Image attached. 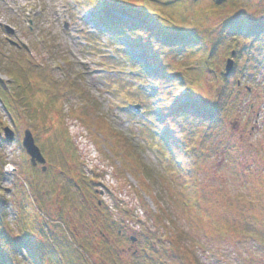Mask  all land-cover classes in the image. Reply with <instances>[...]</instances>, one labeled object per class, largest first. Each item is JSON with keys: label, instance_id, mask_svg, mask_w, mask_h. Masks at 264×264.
<instances>
[{"label": "rangeland", "instance_id": "1", "mask_svg": "<svg viewBox=\"0 0 264 264\" xmlns=\"http://www.w3.org/2000/svg\"><path fill=\"white\" fill-rule=\"evenodd\" d=\"M83 1L0 0V44L5 45L4 51L9 52L11 41L20 43L28 56L43 65L45 70L58 66L62 61L70 62L72 66L67 75L81 78L88 97L72 89L71 94L69 89L63 90L59 85L62 108L51 104L47 113L44 109L38 112L39 108L33 105L42 89L35 85V98L29 101L32 105L25 110L29 109L31 115L26 114L20 122H14V114L11 110L7 112L0 101V184L3 187L0 188L9 199V221L16 224L15 210L21 208L16 182L23 171L27 172L23 168L30 165L21 144L25 130L29 129L46 157L48 169L52 168L49 177L44 175L47 170L42 172L40 166L35 170L38 185L45 192L42 202L50 208L52 215L62 206L63 216L71 228L77 229L80 243L95 247L90 252L94 264H113L117 252L122 264H146L144 251L149 250L147 239H153L151 249L157 250V259L164 264H186L168 235L178 237L181 244L196 255L200 264H264V63L261 65L264 62V41L249 44L251 51L238 55L237 63L235 59L237 67L228 78L232 81L228 85L229 90L221 93L216 81L218 75L226 73V61L231 57L228 50L234 48L237 54L245 40L239 39L237 45L227 40L220 41L222 37L216 24L221 13L210 15L214 0H183L186 5L184 11L176 6L168 8L172 16L182 15L180 19L174 18L184 23L193 16L194 10L207 13L196 22L205 27V34L209 29L215 30V36L218 34L207 43L209 51L216 44L215 54L210 55L209 52L204 57V63L198 67L200 70L195 71L192 67L191 74L197 80L189 85L190 92L184 91L187 95L181 101L197 102L206 107L219 103L222 108L210 118L200 111L203 115L198 113L195 116L191 112L192 118L190 116L188 122L179 119L176 134L180 132V135L175 134L173 142L182 145L183 159H186L188 168L185 172V164V170L172 166L177 153L164 152L162 128L169 123L157 121L154 114L155 107L170 106L172 99L179 94L174 92L172 96L169 93L173 90L172 84L165 82L163 87L156 80L158 78L153 77L154 73L149 74L153 75L151 77H144L140 67L131 63L124 54L112 57V50L119 49L106 35H89L91 25L87 24L82 10L83 6L93 9V3L87 1L82 5ZM149 1L158 5V2L175 0ZM246 2L250 6L249 13H255L259 0ZM29 9L31 16L28 17L25 12ZM6 26L14 33L9 34ZM49 41L56 45L55 57L53 50L47 49ZM129 45L133 49L131 43ZM184 60L187 58L182 52L176 57H163V62L170 65ZM1 62L0 83L4 80L1 85L11 89L13 77L9 68L13 64L7 58ZM185 64L182 67L186 70L180 69L179 64V69L177 66L168 67L171 82H175V77L183 78V73L189 70ZM59 69L54 72L58 81L66 78ZM64 69L67 70L68 66ZM157 87H160L159 91H156ZM153 90L159 94H152ZM85 101L97 102L95 117L91 116L96 120L99 117L101 125L106 122L110 125V130L104 131L108 138L106 144L102 134L91 125L88 127L79 117L82 105L88 104ZM25 111H20L21 115ZM43 113L46 120H38L37 127H31L29 118L34 120L36 115ZM5 127L15 131L13 141L5 140L2 133ZM180 138L187 146L178 143ZM64 142L71 150L77 149V158L71 159V164L83 172L74 174L81 181L83 177L87 181L93 180L95 185L91 189L86 187L87 203L91 208L96 203L103 205L102 209L117 222L116 228L124 233L121 238H114L112 249L106 248L102 242L105 235H99L101 229L92 221V210L81 209L85 208L79 201L82 195L75 187L66 196L53 192L51 184L62 189L75 179L61 167L57 147ZM114 142L123 150L133 151L134 156L148 168L152 179L144 178V182L149 183L150 193L141 186L143 177L138 172L136 177L125 165V155L115 157L112 154L118 152ZM191 151L194 155L188 163V152ZM91 177H96L95 181ZM161 210L167 214L163 221H158L156 216Z\"/></svg>", "mask_w": 264, "mask_h": 264}, {"label": "trees", "instance_id": "2", "mask_svg": "<svg viewBox=\"0 0 264 264\" xmlns=\"http://www.w3.org/2000/svg\"><path fill=\"white\" fill-rule=\"evenodd\" d=\"M182 1L183 0H175L174 2L162 1L158 2V5H155L149 0H106L109 4L106 9L103 10L102 8L100 12L103 24L108 31L111 32L115 29L118 33V37H112L113 42L116 44V48L119 47H117V43L119 41L129 36L133 39V43L131 44L133 47L143 49V51L141 50V62H134L133 59H131L122 49V51H116L117 56L120 57L125 52V56H127L135 64H155L159 68V70L156 71V74L158 72L156 76L163 78L167 83H173V90H169V93L172 94L175 92L179 95L177 94L178 96H176V99H172V103L167 111H169L171 120L174 122V126L177 129H179V119L182 118V121L188 122L190 120L191 112L196 116L198 113L202 114L200 112L202 111L205 116L210 118L212 114H215L222 108L219 103L214 104L212 107H206L205 105L198 104L197 102L177 103V99L181 101V98L187 95H184V91L186 93L188 91L190 92L191 87L189 85L194 84L197 80L191 74L192 67L195 71L200 70L198 67L204 63V57L207 56L209 52L210 55L215 54V51L217 50L216 44L209 51L207 43L210 38L212 39L218 36V34L215 36L214 29L212 31L209 29L207 34H205V31L203 30L205 27L201 25L199 26L196 22L199 21L204 14L207 16V13H203V11L197 12L194 10L193 16L188 18L187 23L179 22L175 19H180L182 15H178L177 17L172 16V14L167 11L171 6L180 7L184 11L186 5ZM246 1L247 0H214L212 9H210L212 10L210 15L221 13V16L216 24V26L220 29V37H222L220 38V41L227 40L229 42H234V44L237 45L239 39L245 40V45L239 49L234 58L236 59V63L238 62V55L241 56L242 53L247 54L251 51L249 44L251 46L254 42L264 41V0H259L258 8L253 14L249 13L251 10H249L250 6H248V2ZM126 8H128V10L134 9L135 11H128ZM210 10L208 8L206 11ZM127 14H130L132 20L123 16ZM209 33L211 36H209ZM161 36H164V38ZM212 41H214V39ZM215 41L217 42V40ZM49 42L50 46L46 44L47 49L53 50V57H55L57 55L54 53L56 45L53 41ZM4 47L5 45L0 44V54L4 56L0 55V58H7V60L9 59V61L13 64V66H11L12 68H9V71L11 72L10 76L13 77L12 86L14 88L5 89L1 85L3 84V80L2 83H0V101L7 112L10 113V110L12 111L14 117L16 118L14 122H20L22 118H26V114L31 115L28 112L29 109L27 111L25 110L27 107L32 105V102L29 101L35 98L34 93L37 85H39V88L42 89V91L37 93L35 98L36 100L33 105L34 107L39 108L38 112L41 109L46 111L47 107L51 104L56 106L58 109L62 108V105L59 103L60 92H58L59 88L57 87L59 85H62L63 90L69 89L71 94L72 89L80 93L83 97L88 98L86 96L87 92L84 90L85 86L81 83L82 80L80 77L76 78L74 76L66 75L65 79L61 78L60 81H58L59 79L57 80V77L50 72L52 71L50 68L45 70L43 65L38 64L34 61V59L29 58L23 48L12 47L9 52L6 53L3 49ZM230 47L231 45L229 48ZM234 51V48H230L228 50L229 55L231 56ZM181 52L187 60L177 64L180 65V69L186 70L182 67V65L189 62L188 60L191 59L188 64H185L189 67V70H187V72L182 70L185 72H182L184 75L183 78L175 77L173 79L175 82H171L170 78H168V67L177 66L179 69V66L177 64L174 65V62L172 65L165 64V61L163 62V57H165V55H172L176 57ZM1 60L0 67L3 65ZM263 63L264 62H262L261 65ZM66 66H68V69L65 70V67H63L62 70L69 74V70L72 65H70V62H66ZM203 67L204 66L202 65L201 69H203ZM217 78L218 80L216 82L220 92L222 93L223 91H226V89L229 90L228 85L232 81H230V79L228 80L227 77L221 74L218 75ZM159 80L162 81L161 79ZM184 83H186L185 86ZM9 87L11 86H8V88ZM177 89L180 90L176 91ZM85 103L88 102L85 101ZM222 103L224 106L225 101L223 100ZM97 106V102L94 101L92 103L83 104V107L80 108L82 110H80L79 117L85 120L88 127L91 125V128L100 132L103 136L104 143L106 144L108 138L106 137L104 131L106 129L110 130V125L107 122L102 123L101 125L99 117L98 120H96L91 116L93 114L95 117L94 108L97 109ZM20 111H25V113L21 115ZM34 118V120H32L31 117L29 118L31 121V127H37L36 122L38 120L39 122L40 120L42 122L46 120L44 113L40 116L36 115ZM176 135H180V132H177ZM173 138L175 139V136H173ZM179 142L184 143V146H187L186 142L181 138L178 143ZM68 144L71 146L69 141ZM179 145L182 147L181 144ZM69 146L64 142L57 148L61 156L60 161L61 167L63 168L62 170L68 175H73L75 179H73V181L71 180L68 185L62 189L58 188L57 185L54 186L51 184L53 192L58 193V195L66 196L68 193H71V188L75 187L77 193L79 192L80 195H82L79 197V201H82L80 203L82 204V207L85 208L81 209L92 210V221L98 226V228L101 229L99 235H101V237L105 235L102 242L105 244L106 248L109 247V249H112L111 247L115 244L114 238H121L124 233L120 229L116 228L117 222L113 220L110 213H107L102 209L103 205L96 203L95 207L91 208V206L87 203V196L85 192L87 188L91 189L94 183L92 182L93 180L87 181L84 177L82 178V182L79 180V177L75 175L76 173L78 174L83 171L80 170L79 167H74V165L71 164V159L75 160L77 158L75 154L77 149L71 150ZM116 146L117 144L114 142V147L116 148ZM121 148V146H117V150L114 149L115 151H118L117 154L112 151L110 146V150L113 152L112 154H114L115 157L119 154L125 155L127 163L124 164L127 165L129 171L134 175L138 172L137 174L143 177V180H140L143 182V185L141 186L146 189L147 193H150V189L147 187V184L149 183L147 181L144 182V178L147 179V177H149L150 180L152 179V176L149 175L148 168L140 162V158L134 156L133 151L123 150ZM178 152L179 154L181 153V156H185L182 152V148H178ZM192 155H194V151L188 153V163L191 161L190 159ZM184 163L186 169L188 170L186 159H184ZM130 164H132V166H130ZM172 165H174V162H172ZM25 169H27V172L23 171L22 176H19V180L16 182V188H18L17 190L20 194L18 199L21 208H19V210L18 208L15 210V225L9 221V199L1 192V188L3 187L0 184V241L3 242V247L0 248V264H94L90 252H93L92 248L95 247L88 243L85 245L83 242L80 243L77 229L70 227L67 219L63 216L61 205L58 208V212L54 215L50 214V208L42 202L45 192H43L41 190L42 187L38 185L39 181L37 179V175L35 174L36 169L31 164L27 166V168L25 166ZM50 173H52V168L48 169L44 175L49 177ZM136 177H138V175H136ZM91 178H94L95 181L96 177ZM151 195L154 198V194ZM165 214H167L165 211H159L156 219L158 221H163L165 219ZM166 230L169 229L166 228ZM170 236L168 235L169 239L172 240L171 244L173 243V247L178 250V253L186 264H200L196 255L188 247H184L178 237L175 235L172 237ZM143 237L146 236L143 235ZM152 240L153 239L146 240V245L149 246V250L146 249L144 251L146 257L145 259L147 261L146 264H164L161 259H157V250L154 247L151 249L152 246L150 245ZM121 261L122 260L117 252L116 257L114 256L113 258V264H122Z\"/></svg>", "mask_w": 264, "mask_h": 264}, {"label": "water", "instance_id": "3", "mask_svg": "<svg viewBox=\"0 0 264 264\" xmlns=\"http://www.w3.org/2000/svg\"><path fill=\"white\" fill-rule=\"evenodd\" d=\"M12 31V30H10ZM234 61L232 59H229L226 65V76L229 75L233 70ZM6 131V137L8 139L14 138V132H12L9 128L5 129ZM24 146L27 149V152L32 157V162L34 165H37V163H45L46 160L43 157L41 150L39 147L35 144L34 137L31 133V131L27 130L25 132V138H24ZM45 169V168H44Z\"/></svg>", "mask_w": 264, "mask_h": 264}, {"label": "snow or ice", "instance_id": "4", "mask_svg": "<svg viewBox=\"0 0 264 264\" xmlns=\"http://www.w3.org/2000/svg\"><path fill=\"white\" fill-rule=\"evenodd\" d=\"M177 103H181V101L179 99H177ZM2 247H3V242L0 241V248H2Z\"/></svg>", "mask_w": 264, "mask_h": 264}]
</instances>
